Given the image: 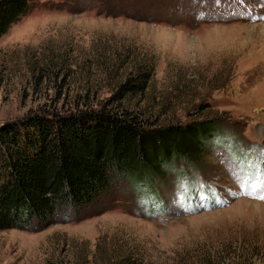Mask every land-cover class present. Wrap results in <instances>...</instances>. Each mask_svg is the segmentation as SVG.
<instances>
[{"label":"rangeland","instance_id":"obj_1","mask_svg":"<svg viewBox=\"0 0 264 264\" xmlns=\"http://www.w3.org/2000/svg\"><path fill=\"white\" fill-rule=\"evenodd\" d=\"M143 63L128 108L217 117L223 141L161 178L114 176L43 228L0 229V264H264V0H32L0 36V123L97 106Z\"/></svg>","mask_w":264,"mask_h":264},{"label":"trees","instance_id":"obj_2","mask_svg":"<svg viewBox=\"0 0 264 264\" xmlns=\"http://www.w3.org/2000/svg\"><path fill=\"white\" fill-rule=\"evenodd\" d=\"M31 5L0 0V36ZM152 69L139 64L97 106L35 110L0 123V229L43 228L60 209L92 202L114 176L161 178L177 160L195 164L223 141L228 130L217 117L151 122L122 102L146 90Z\"/></svg>","mask_w":264,"mask_h":264}]
</instances>
